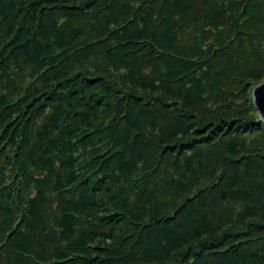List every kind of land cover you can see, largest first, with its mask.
I'll use <instances>...</instances> for the list:
<instances>
[{
  "label": "trees",
  "instance_id": "trees-1",
  "mask_svg": "<svg viewBox=\"0 0 264 264\" xmlns=\"http://www.w3.org/2000/svg\"><path fill=\"white\" fill-rule=\"evenodd\" d=\"M264 0H0V264H264Z\"/></svg>",
  "mask_w": 264,
  "mask_h": 264
},
{
  "label": "water",
  "instance_id": "water-1",
  "mask_svg": "<svg viewBox=\"0 0 264 264\" xmlns=\"http://www.w3.org/2000/svg\"><path fill=\"white\" fill-rule=\"evenodd\" d=\"M252 97L259 118L264 123V81L253 90Z\"/></svg>",
  "mask_w": 264,
  "mask_h": 264
},
{
  "label": "rangeland",
  "instance_id": "rangeland-1",
  "mask_svg": "<svg viewBox=\"0 0 264 264\" xmlns=\"http://www.w3.org/2000/svg\"><path fill=\"white\" fill-rule=\"evenodd\" d=\"M263 81H264V80H263ZM263 81H262V82H263ZM262 82H261V83H262ZM261 83H260V84H261ZM260 84H259V85H260ZM257 86H258V85H257ZM257 86H256V87H257ZM256 87H255V88H256ZM255 88H254V89H255ZM254 89H253V90H254ZM253 90H252V93H253ZM252 98H253V97H252ZM252 101H253V99H252Z\"/></svg>",
  "mask_w": 264,
  "mask_h": 264
}]
</instances>
